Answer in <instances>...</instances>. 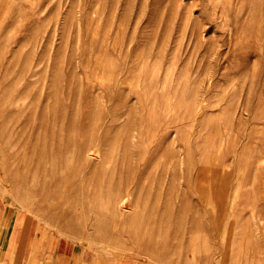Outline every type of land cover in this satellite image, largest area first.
Returning a JSON list of instances; mask_svg holds the SVG:
<instances>
[{"label": "rangeland", "instance_id": "obj_1", "mask_svg": "<svg viewBox=\"0 0 264 264\" xmlns=\"http://www.w3.org/2000/svg\"><path fill=\"white\" fill-rule=\"evenodd\" d=\"M0 203L113 264H264V0H0Z\"/></svg>", "mask_w": 264, "mask_h": 264}, {"label": "crops", "instance_id": "obj_2", "mask_svg": "<svg viewBox=\"0 0 264 264\" xmlns=\"http://www.w3.org/2000/svg\"><path fill=\"white\" fill-rule=\"evenodd\" d=\"M111 259L42 226L29 212L0 203V264H113Z\"/></svg>", "mask_w": 264, "mask_h": 264}, {"label": "bare ground", "instance_id": "obj_3", "mask_svg": "<svg viewBox=\"0 0 264 264\" xmlns=\"http://www.w3.org/2000/svg\"><path fill=\"white\" fill-rule=\"evenodd\" d=\"M124 204H125V201L122 200L121 202L119 201L117 205H119L120 207H123ZM113 206H114V205H113ZM124 208H125V207H124ZM121 210H122V209H121Z\"/></svg>", "mask_w": 264, "mask_h": 264}]
</instances>
